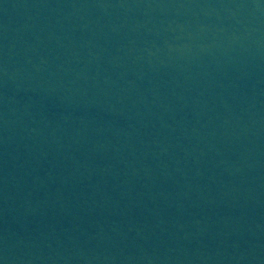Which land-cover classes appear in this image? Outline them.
Listing matches in <instances>:
<instances>
[{"label":"water","instance_id":"water-1","mask_svg":"<svg viewBox=\"0 0 264 264\" xmlns=\"http://www.w3.org/2000/svg\"><path fill=\"white\" fill-rule=\"evenodd\" d=\"M0 264H264V0H0Z\"/></svg>","mask_w":264,"mask_h":264}]
</instances>
